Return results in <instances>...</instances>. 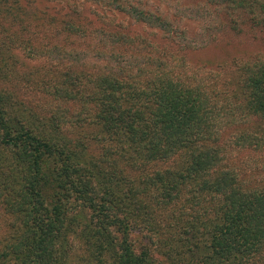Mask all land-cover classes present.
I'll return each mask as SVG.
<instances>
[{
  "label": "trees",
  "instance_id": "trees-1",
  "mask_svg": "<svg viewBox=\"0 0 264 264\" xmlns=\"http://www.w3.org/2000/svg\"><path fill=\"white\" fill-rule=\"evenodd\" d=\"M83 1L157 28L183 50L213 40L220 12L230 29L239 18L264 37V0L181 9L197 24L190 37L132 0ZM16 39L0 31L5 81L15 75L2 49ZM32 53L73 71L35 85L48 88L51 108L0 87V264H66L73 237L81 264H264V54L233 63L228 94L213 72L198 77L164 54ZM244 152L252 155L239 166L232 157Z\"/></svg>",
  "mask_w": 264,
  "mask_h": 264
},
{
  "label": "rangeland",
  "instance_id": "rangeland-1",
  "mask_svg": "<svg viewBox=\"0 0 264 264\" xmlns=\"http://www.w3.org/2000/svg\"><path fill=\"white\" fill-rule=\"evenodd\" d=\"M133 2L140 5L142 9H147L151 15H161V17L171 20L170 24L176 27V30H182L188 37L196 32V21L188 15L178 13V11L200 3L202 0H132ZM3 14L7 16L5 22L4 18L0 16V31L5 30L8 36L10 34L17 39L10 49H2L3 54L10 62L7 70L15 75V79L12 78L11 81L0 79V87L45 109L51 108L49 107L51 104L48 102L50 96L48 88L45 86L39 88L35 85L39 80L42 82L58 80L57 76L60 75V72L73 71V69L66 68L67 66H64L62 61L50 62L45 56H39V54L28 55L30 50L41 53L51 47L60 50L74 47V49L87 50L88 52L96 50L110 51L122 56L133 55L136 59L142 60L141 62L145 57L162 58L161 55L164 54V58L169 62L175 60L179 63L180 60H183L186 70L194 71V75L198 77L203 78L209 72H213L214 77L211 82H218V84L223 81L228 82L229 85L226 89L228 94L236 90L230 75L233 63L247 61L264 54V37L259 32L248 28L246 23L239 18H237V28L230 29L226 23L227 19L221 12L219 15L217 14V18H214L217 29L213 40L195 50H183L176 42L165 37L166 35L159 29L144 23L132 22L126 14L102 10L83 0L52 2L9 0L0 4V15ZM8 19L15 20L11 22ZM19 21H22L26 26V31L21 34L17 31ZM219 23L222 24L221 27ZM73 28L79 29L78 33L73 32ZM102 31L117 37L125 34V40L128 41H123L120 45L117 44L113 47L103 42L96 43L91 37V33ZM133 39L134 41L131 42L130 40ZM18 41L24 43L20 44ZM89 68L88 71H96V66L89 65ZM175 73H178L176 68ZM45 101L49 106H45ZM248 155L252 154L246 152L234 154L232 160L242 166L240 165L241 157ZM257 159L261 161L259 158ZM251 173L256 174V172ZM246 174H248V170ZM257 175L263 177L261 173ZM137 240L139 241V237ZM68 251L69 257L67 254L66 264H81L82 248L77 243V237L71 239Z\"/></svg>",
  "mask_w": 264,
  "mask_h": 264
}]
</instances>
